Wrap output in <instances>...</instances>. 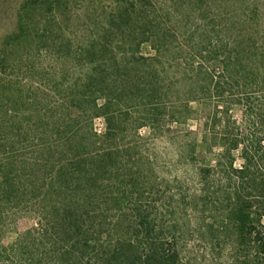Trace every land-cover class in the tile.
Segmentation results:
<instances>
[{
  "label": "rangeland",
  "instance_id": "obj_1",
  "mask_svg": "<svg viewBox=\"0 0 264 264\" xmlns=\"http://www.w3.org/2000/svg\"><path fill=\"white\" fill-rule=\"evenodd\" d=\"M232 2L239 4V0H0V175L6 170L9 182L7 192L0 193L4 212L0 242L10 244L37 224L39 204H32L36 198L41 200L44 173L37 174L32 163L43 152L40 143L60 137L57 128L64 127L67 120H73L71 125L86 122L82 107H89L84 94L89 91L90 72L111 71L113 53L120 55L132 42L133 36L118 29L128 27L131 20L140 19L138 27H142L148 19H157L164 31H171L172 25L181 29L190 51L201 50L210 37H216L214 27L222 24L218 12L232 8ZM152 52L148 44L143 45L141 53ZM124 74H114L113 79L120 80ZM99 97L98 103L104 104L105 96ZM112 102L117 111L118 98ZM205 103H191L189 119H142L143 113L126 99L123 109L135 113L117 119H129L127 124L141 119L135 125L147 122L155 128H141V139L132 135L136 130L124 129L117 142L127 144L135 137L136 148L121 153L130 161L124 171L137 173L136 178L128 179L134 180L129 189L154 188L146 198L156 199L165 225H173L180 235V264H242L244 251L228 213L241 185L235 170L245 159L242 143L228 148L240 133H250L262 163L261 168L253 165L251 171L264 177V147L259 150L256 143L264 137V119H245L244 107L238 104L224 114ZM93 119L94 130L105 133V118ZM194 141L198 147L193 154ZM7 157L12 160L4 167ZM202 166L208 170L203 175L199 174ZM15 179L22 185L20 190L11 187ZM111 183L116 186L118 180L113 178ZM244 191L254 205L264 201L260 196L264 189L255 182H248ZM113 196L108 201L94 200L100 217L101 212L110 219L119 215L121 203ZM31 197L36 198L29 208L21 205L22 210L9 203Z\"/></svg>",
  "mask_w": 264,
  "mask_h": 264
},
{
  "label": "trees",
  "instance_id": "obj_2",
  "mask_svg": "<svg viewBox=\"0 0 264 264\" xmlns=\"http://www.w3.org/2000/svg\"><path fill=\"white\" fill-rule=\"evenodd\" d=\"M217 16L222 24L214 27L216 37H210L201 50L190 51L181 29L172 25L171 31H164L157 19H148L142 27H138L140 19L131 20L128 27L118 29L133 36L132 42L120 55L106 48L113 53L111 71L90 72L89 91L84 94L89 107H82L86 122L83 119L71 125L73 120H67L64 127H56L60 137L40 143L43 152L32 163L37 174L40 170L44 173L40 202L36 197L9 201L21 209V205L29 208L36 198L32 207L39 204V218L16 241L0 242V264H180V235L173 225H165L156 199L146 198V194H153V187L129 189L134 180L128 179L136 178L137 173L124 171L130 161L121 155L136 148L135 137L143 138L141 128L151 125L154 131L155 126L147 122L135 125L141 119L127 124L129 119L117 118L135 113L123 109L127 99L143 113L142 119H189L193 111L190 104L200 101L224 114L238 104L244 107L245 119H264V0H239ZM144 44L153 52L141 53ZM122 71V79H113ZM102 95L105 103L100 105ZM116 98L117 111L112 106ZM149 105H154L151 111ZM101 116L107 124L103 134L93 128V118ZM124 129L136 130L135 137L127 144L123 139L120 145L117 138ZM241 143L245 163L235 170L241 185L235 191L228 219L244 251L241 263L264 264V201L254 205L244 191L250 181L264 189V177L251 171L253 165L262 167L261 155L253 150L250 133L244 131L228 149ZM256 143L260 150L264 137ZM197 147L194 141L193 154ZM9 160L12 158L5 159L4 167ZM135 160L141 163L138 157ZM204 171L208 170L199 168V174ZM4 174L6 170L0 175V193L8 190ZM113 178L118 180L116 186L111 183ZM14 184L11 187L20 190L18 179ZM108 195L121 203L117 218L110 219L102 212L100 217L93 203L98 198L108 201ZM260 196L264 200V194ZM3 216L0 210V218Z\"/></svg>",
  "mask_w": 264,
  "mask_h": 264
}]
</instances>
